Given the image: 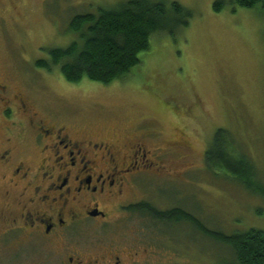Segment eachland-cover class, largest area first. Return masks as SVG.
<instances>
[{
    "label": "rangeland",
    "instance_id": "374dc122",
    "mask_svg": "<svg viewBox=\"0 0 264 264\" xmlns=\"http://www.w3.org/2000/svg\"><path fill=\"white\" fill-rule=\"evenodd\" d=\"M122 1L0 0V81L7 79L9 89L28 94L43 114L58 115L79 129L101 130L120 140L147 130L160 132L151 143L158 142V147L162 140L182 143L186 153L171 148L161 154L178 166H165L167 176L143 177L147 185L138 199L165 212L184 211L226 236L264 230V198L228 172L211 170L206 164L214 136L223 129L231 135L232 149L252 161L264 185L261 5L245 9L227 3L216 12L220 0H153L168 9L178 3L192 17L187 26H180L171 11L173 35L156 36L150 51L140 55L141 64L122 82L106 86L84 79L71 84L57 68L50 72L37 68V62L50 60L47 51L77 40L70 30L75 16L96 14L97 8L115 7ZM144 223L134 215L115 237L127 236L131 241L138 231H151L153 226ZM158 237L162 241L155 242L157 247L169 245L170 264H236L230 246L207 237L191 223L163 225ZM157 254L151 260L166 264L168 259ZM39 258L47 261L45 254Z\"/></svg>",
    "mask_w": 264,
    "mask_h": 264
},
{
    "label": "flooded vegetation",
    "instance_id": "af4514ba",
    "mask_svg": "<svg viewBox=\"0 0 264 264\" xmlns=\"http://www.w3.org/2000/svg\"><path fill=\"white\" fill-rule=\"evenodd\" d=\"M2 80L0 264H164L151 260L157 253L170 264L169 245H155L159 227L169 223L137 209L150 204L137 194L147 185L143 177L167 176L165 166H178L161 154L186 153L184 145H153L160 132L147 130L120 140L79 129L43 114L28 94ZM134 215L152 230L138 231L134 241L116 238Z\"/></svg>",
    "mask_w": 264,
    "mask_h": 264
},
{
    "label": "trees",
    "instance_id": "16d2710c",
    "mask_svg": "<svg viewBox=\"0 0 264 264\" xmlns=\"http://www.w3.org/2000/svg\"><path fill=\"white\" fill-rule=\"evenodd\" d=\"M230 3L235 7L253 9L264 0H220L214 8L220 12ZM187 26L192 12L178 3L168 9L163 2L153 0H123L115 7H99L96 14L75 16L70 30L78 37L66 48L47 51L50 60L39 61V69H59L64 79L79 84L84 79L103 85L125 81L140 64V55L150 51L152 41L159 34L170 31V12ZM178 25V26H179ZM177 26V27H178ZM231 135L220 129L206 153V164L211 170H223L238 180L247 190L264 198V185L257 178L254 164L232 149ZM137 209L148 212L153 219L164 223L188 222L207 237L230 246L235 252L236 264H264V230L252 228L244 233L226 236L204 227L184 211L173 209L162 212L151 204H141Z\"/></svg>",
    "mask_w": 264,
    "mask_h": 264
}]
</instances>
